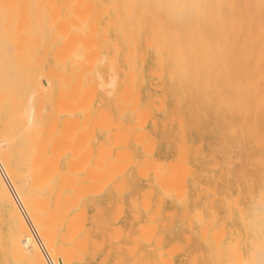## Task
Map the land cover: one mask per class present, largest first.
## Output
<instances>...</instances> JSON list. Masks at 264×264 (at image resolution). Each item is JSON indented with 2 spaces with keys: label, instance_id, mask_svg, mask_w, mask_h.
<instances>
[{
  "label": "rangeland",
  "instance_id": "1",
  "mask_svg": "<svg viewBox=\"0 0 264 264\" xmlns=\"http://www.w3.org/2000/svg\"><path fill=\"white\" fill-rule=\"evenodd\" d=\"M16 1L18 2L19 0ZM16 1L14 0V4ZM21 1L22 0H20V2ZM36 1H38L39 5ZM36 1L30 0L29 5L31 6H29L28 4L26 5L25 2H27V0H24L21 3V5H19L20 2H18L19 4L16 2V6L19 7H16L13 4L12 9L14 8V10L11 9V11H13V17L15 18V19L13 18L14 22L12 27L16 26L14 24L17 22V17L18 18L20 17L18 14L22 13V11L18 9L20 8V6L21 7L27 6L28 9L25 7L27 13L25 10H23L25 11L23 12V14L26 13V16L28 17L26 18L24 17L25 19L21 20V17L23 15L20 14L21 15L20 20L18 19L19 24L15 28V29L18 28L19 29L15 30L14 28H12V34L16 33V35L14 34L15 36L12 35V41L19 42V43L13 42V45L16 44L15 45L16 50H13L15 49L14 47L12 49L13 50L12 52H14V54L12 53L14 55L13 61L9 60V55L11 58L13 56L11 52L10 53L5 52V55L6 53L8 54L6 55L8 57L7 63L6 61L3 60L6 56L2 55L3 52L0 53V63L2 62L0 65L6 66L9 72L12 71V74L14 73L13 75H16V73L18 72L17 73L18 78L17 76H14L18 79L17 80L13 76L10 78V76L12 75L11 73L10 76L9 75L7 76V74L9 73H6L7 72L6 70H5L6 72H4L3 69H1L2 72L4 73L2 75L0 70L1 73L0 80L2 82L0 83V93L4 92L3 96L1 94L0 95L2 96V98L5 97L4 99L0 97V101H1L0 136L5 138V135L8 136L12 135V138L15 137L13 140L14 142L15 140L16 142L18 140L22 141L21 144H19V142L14 143L13 141H11L12 139H10V137H7V139H9L10 142H8L7 139H5L6 143L8 145L11 142L13 143L10 144L11 146L6 145L7 150L5 149L6 147L4 148L3 151L4 155L3 154L2 155L6 156L8 160L4 157L2 158L3 159L2 161H5L6 159L7 161L11 162L14 169L13 172L14 173L16 172L18 174L20 173V175L17 174V176H15L16 173L14 174L15 178L13 180V185H12V187L15 186V188L17 187L16 185H18L17 190L14 188L17 195L18 193L22 194V192L26 194L25 189L26 188L28 189L29 187L28 192H30L31 199H28L27 197V199L22 200L24 199L23 197L24 193L22 195L21 194L18 195L19 200H20L19 198L20 196L21 198L23 197L20 201L22 202V205L23 204L29 205L30 203H33L30 205H35L34 206L35 209L34 208H30V209L37 211V209L40 207L37 212L36 211L34 212L38 214L40 211V213L43 214L44 212L43 210H45L44 212L45 215L44 214H43L44 216L42 215V219H43L42 220L41 217L38 216L39 214L36 216H34L35 214L31 215L33 211L29 209V206L26 208L28 210V213L26 214L30 219V221L31 219H36V222L34 224L33 222H31V224L32 226L34 225L33 229L38 231L37 232L38 237L36 235L33 238V234H31L32 231L31 232L29 231L30 229L27 228V225L19 224V223H23L24 220L22 218L18 219L20 216L22 217L20 213H19L20 216L18 215L19 212L18 209H17L18 212L15 211L16 208L13 210L12 207L10 206L9 201L7 199H4L1 194L0 264H26V263L33 264L35 260H36L35 262L36 264L37 263L40 264L41 260H42L41 264H44L42 258L41 260L36 259L38 257L36 254H34V256L36 255L37 257L36 258L34 257L35 259L33 258L34 259L33 262H30L33 259H30L29 261V258L33 257L30 255H33V253H35V252H31V248L34 249L35 247L36 249L35 251L38 252V255H41L42 253L41 248L42 251L45 246L48 248V243L49 246L52 245L51 252H50V247L49 249L47 248L44 249V250L47 249L46 251L49 250V253H47L46 251L45 252L47 254H52L53 261L58 256L61 255L60 257L63 260V264H140V263L161 264L162 262L163 264H166V261L167 264H258V263L264 264V200H262L264 198H259V197H264V192H262L264 191V46L261 47L260 42L252 37L249 38L248 36H245L243 34H228L222 32L220 29L221 25L219 26V28L218 27L212 29L209 28L208 31L205 33V35L202 37H191V36H183L178 34L177 22H176L177 20L176 4L174 0H89L90 2L88 0L87 1L66 0L67 2L65 0H47V1L36 0ZM85 2L90 3V4L88 3L90 9H92L90 10V12L87 11L88 10L87 8L89 7ZM46 3L47 5H45ZM52 3H55L54 4L55 7L53 6ZM67 3L68 4L72 3V4L68 5ZM131 4L133 5L130 7ZM47 6L50 7L47 8ZM82 9H83V13L85 14L82 13L81 11ZM17 10L20 12L17 13ZM55 10H56L55 15L57 16H53L54 15L53 11L55 12ZM75 10L77 12L76 14L74 13ZM84 10L87 11L89 15L86 14ZM50 11H52L51 15H50ZM47 17L48 18L50 17L49 19L50 21H48ZM76 17L78 18L76 19ZM60 18L62 21L60 20ZM38 19H41L40 20L41 22ZM46 19L48 22L46 21ZM64 20L66 22H64ZM75 20L77 22L71 24V22L72 21L75 22ZM107 20L108 22H106ZM111 20L112 22H110ZM20 22L22 23L21 25ZM57 22H59V24ZM88 22L89 24L91 23L92 24L89 26V24L87 25ZM38 23L41 25L40 27ZM55 23H57L56 26L57 28L55 27L56 25ZM67 23L71 25L68 26ZM226 23H230V24H226L227 28L230 30L238 29L239 27L238 22L235 21L226 22ZM94 25H96L97 27L95 26V28H92L94 27ZM65 27L67 28L64 29ZM40 28L43 32L40 30ZM58 28L61 29L59 30ZM18 32L22 33L23 35L19 34ZM90 33L92 36L90 35ZM79 35L82 36L85 35V37ZM67 36L69 37V39ZM70 36L74 38L72 39ZM24 37L26 40L24 39ZM244 37H246L247 39H245ZM16 38L17 40L15 41ZM19 39L21 40V42ZM76 39H77V43L75 42ZM64 40L65 41L69 40V41L65 43ZM90 40L92 41V45L89 44V42H91ZM94 41L96 42L95 44ZM146 41L147 42L150 41L149 43L150 45H148ZM24 42L26 43V46ZM73 42H75V44ZM27 43L29 46H27ZM71 43H73V49H71L72 48ZM81 43L84 44V46ZM243 43L244 46L242 48ZM35 44L37 45L36 47L34 46ZM62 44H63L62 48L65 47L63 50L62 48L60 49V46H62ZM68 44L70 46L69 48H68ZM31 45H33V47H31ZM38 45H41V47L40 46L38 47ZM43 45L46 48H43L44 47ZM131 47L134 49H132ZM17 48H18V52H16ZM19 48H21V50ZM91 48L93 49V51L92 50L90 51ZM129 48L131 51L134 50L135 53L134 51L132 53L129 50ZM65 49L66 51H64ZM62 51H64L66 54ZM87 51L90 54L86 53ZM29 53L31 54V56L29 55ZM62 54L64 55L63 58H59L60 56H62ZM74 54L75 56L77 54L75 59L73 57ZM91 54L93 55L95 54L93 60L91 58H90L91 60L89 59ZM18 55L20 56V58H18L19 57ZM85 55L87 58L85 57ZM103 55L105 57L104 59L105 61L103 60L102 62L100 61V59L103 57ZM27 56L30 57L29 58L30 60H28ZM15 58L17 61L14 60ZM85 58L87 59L86 61ZM54 59L56 60V62L54 61ZM125 59H127V61H125ZM2 60L7 65H5V63H3ZM81 60H83L84 63L83 66H81L82 65ZM8 62H9V66H11L12 64L16 65L20 63L22 64L23 68L20 65H19L20 67L15 66L16 70H18L17 72L15 70L16 72L15 73L13 70L14 66L12 65L11 67H13V69H11V67L8 66ZM77 62L78 64H75ZM89 64H91V66ZM85 65L86 66L89 65L90 67H85ZM75 66L77 67L75 68ZM6 67L4 68L6 69ZM8 67L11 69V71ZM81 68L82 69L84 68L83 69L84 72L82 71ZM60 69H62V71H60ZM110 69L111 71H114V73L117 74V85L113 93L111 95H108L107 93H105L103 88L101 89L100 87H98L99 80L97 78L98 76L96 75V73L99 72V74H102L103 78L106 79V77L108 76L107 74L111 72ZM24 71L25 74H23ZM46 71L49 74H47ZM131 71L134 72L132 74L130 73L132 76L129 74V72ZM89 73L90 75H88ZM5 74L10 79L14 78L12 79L13 81L12 85L9 84V82L11 83L10 79L8 80L6 76L5 77L9 82H7V80L5 79L4 77ZM38 74H41V77H44L46 80L49 81L47 88L41 87L43 89L42 91L39 85H37L39 78ZM42 74L43 75L47 74V76L46 75L42 76ZM57 74L58 76H56ZM67 74H69L68 77L65 76ZM2 76L4 79L2 78ZM27 77L29 79H27ZM31 77H33V80H31ZM129 77L132 80H130ZM25 78L29 80L30 83L25 82L24 85V81L26 80ZM21 79L23 80V82ZM62 79L64 83L62 82ZM5 81L9 84L8 85L9 87L7 86V83ZM76 81L79 82L76 84ZM86 81L88 82V84ZM18 82L20 84L18 86H20L21 88L17 86ZM20 82L23 84L22 86L24 87L28 86L30 89L33 88V90L24 87L22 88ZM61 82L63 83V85ZM58 83H60V86ZM130 83H132L133 85L131 84L130 86L129 85ZM2 86L5 89L4 88L2 89L1 88ZM92 86H94V88ZM6 87L9 88L10 93L8 92ZM11 88L14 89L13 91L15 92H13ZM68 88L70 90H68ZM83 90H84V96H83ZM93 90H95V93ZM74 91L75 93L77 92L79 93L74 94ZM88 91L89 92L92 91V93H89ZM30 92L31 95H33L34 93L33 96L34 98H31ZM69 93H71V96L69 95ZM127 93L130 99L127 96H125V94L127 95ZM92 94L94 95V97ZM120 95H122V97ZM82 96L84 98L86 97L85 98L86 101L85 99L82 101L83 99ZM123 96H124L123 99L124 101L121 100ZM119 97H121V99ZM125 98H128L129 101L126 102L127 100L125 101ZM134 98L136 100H134ZM10 99H12V101ZM31 99H33L34 101ZM39 99L41 101H39ZM4 100L6 102L3 104ZM104 100H112V102H110L109 105H111L113 110L116 112L115 119H113L112 114L107 112L106 110L96 109V106L105 104ZM140 100H145V101H140ZM167 100H170V103H167ZM39 102L41 105L39 104ZM28 103L30 106L33 107V110H31V114L35 116L33 118L30 117L31 119H33V124H35L36 126L34 127V125H31V127L33 128L25 126L26 125L25 121L29 122V120L26 118L27 116L24 117V114L22 113V111H24L23 108H26L27 106L26 110L28 111L26 114L28 116L29 115L31 116V114L29 113L31 108L28 109V105H27ZM77 103L78 105L74 106ZM122 103L125 104V107L124 106L121 107L123 105ZM131 103H133L132 106H134L135 108H132V106H130ZM55 105L57 106L55 107ZM58 105L60 107L62 106L63 107L60 108ZM66 105L68 106L66 107ZM81 106L82 108H80ZM40 107H43L44 110L43 108ZM156 107L158 108V110ZM10 108L12 110H10ZM36 108L40 109L39 112L37 109L36 111L37 113L35 112ZM54 108L56 109L54 110ZM122 108L123 109L126 108V109L123 111ZM15 109L17 110L14 112ZM8 110L12 111L10 115H9L10 111ZM120 111H122L121 112L122 114H118ZM153 111H155L156 113H160L164 117L163 120L161 121L153 120L154 122H152L154 130H158V129L161 130V134H162L161 142L165 143L166 145H169L170 138L168 132L171 126L172 128L175 127V133L173 134L172 137L174 143V149H173L174 156H173V160L172 161L169 160L167 163L160 162L153 157V153L156 147V140L155 139L149 140L148 133L145 130V126L148 120L151 118ZM84 112H86V115ZM99 112L105 115L101 116L100 115L101 113ZM20 113L23 116H21ZM34 113L36 114L41 113V115L39 114L36 115ZM144 113L147 114L148 116L145 115ZM108 114L110 115L109 117H111L112 120L111 124L109 123V121L111 120L107 119ZM12 115H14V117ZM40 116H41V120H40ZM54 116L55 118L53 119ZM22 117L23 119L26 118L27 120L24 119L25 121L24 120L21 121ZM75 117L77 118V120ZM125 117L128 118V122L124 120ZM8 118L9 121H7ZM68 118L70 119L68 120ZM104 118H106V121L109 120L107 122H104L107 123V126L106 124H102ZM140 118L142 120H140ZM82 119L84 120L83 123L81 122ZM179 119L181 120V124ZM63 120L64 122H66V124L63 123ZM66 120H68L69 124L67 123ZM92 120L96 122L92 124L93 123ZM97 120L99 121L101 120L100 123L102 125H100L99 121ZM139 120L141 122H138ZM136 121L140 124H142L143 122L144 124L142 126L140 124L138 125ZM22 122L24 123L23 125L25 126V128L27 127L26 130L24 129L25 133L22 130L24 128V126L23 128L21 126ZM11 123L14 124V126L16 124L15 129L14 126L11 127L12 125ZM71 123L73 125L78 123L77 127L76 125H74L77 128V129L75 128L76 130H74V133L72 132L74 126ZM120 123L122 125V126L120 125L121 127H119ZM28 124L30 126L31 123L29 122ZM114 124L118 126L115 127ZM6 125H9L12 129ZM48 125L56 128L55 129L50 128L51 130L49 131V133L45 132L47 128L49 130L50 126L48 127ZM64 125L66 126V128ZM126 126H129L130 128L134 126V128L131 131L130 128L129 127L127 128ZM37 127H39L40 130ZM88 127H92L94 131L91 130L92 128L87 129ZM125 127H126V132H124ZM28 128L33 131L28 130ZM34 128L38 129L37 132L36 129ZM41 128L44 129L42 130ZM6 129H8L10 132H7ZM12 130L14 132L13 133L14 136L12 134ZM28 131L29 132L31 131V133H28ZM68 131H70L71 133L69 132L70 134H68ZM138 131H141L142 134L143 131H145L144 132L145 134H143L144 137L141 136L140 138L136 134L138 133ZM128 132L129 133L132 132V133L130 134V137H128V139L125 140L128 136L127 135ZM19 133L29 134V136L26 135L28 141L27 143H26L25 135L23 137L24 138L23 140V138H21L22 136H19L20 135ZM33 133L35 135L34 137H33ZM46 133H48V135ZM83 133L86 134L89 133L88 134L89 137H87L88 135L86 136V134ZM119 133H126V134H119ZM38 134L41 136L42 140H44L43 142H45V144L41 143L42 146L44 145L43 147H41L42 150L38 148L39 145L38 143L42 141L40 136H38ZM67 134L69 135V137ZM97 134L100 135L104 134V136L99 139L97 137ZM46 135L48 136L46 137L48 141H45ZM64 135H66V137ZM76 135L78 136V138ZM114 135H116L117 138L118 136L121 137L119 144L116 140L114 141V144H111L113 141V137H115ZM31 138H33L34 141H31L33 140ZM123 139L125 140L124 143L122 142ZM138 139L142 141H139ZM60 140H63V142L62 141L60 142ZM147 142L152 144L150 145L151 148H149L150 152L143 151V149L149 147L148 146L149 144H147ZM26 144L29 145L28 148L26 149L29 148L31 149V147H33L31 151L35 152L34 156L36 153H38V156L36 155L38 158V159L36 158L38 164L34 163L35 161L33 160L34 156H30L33 154L31 153L28 154V152H26V151H30V150H25V148L23 147ZM13 145L15 146L17 145V147ZM102 145L104 146V149H107V147L109 149L104 150ZM130 145H132L134 149L140 147L141 152L143 154L141 159L133 158L132 151L129 150ZM180 145L183 148V149L181 148L182 151L181 149L180 150L178 149ZM18 146L21 147L19 153L20 152L23 153V149H24L25 150L24 153L26 152V155H29L28 156L29 160L26 161L28 157L25 160L24 157L22 158V156L26 157L25 154L19 156L18 150L16 149L15 151V148L20 149V147ZM73 147H77L78 150L77 148H73ZM97 148L99 150H104V155L102 153L103 151H101L102 157H99L100 156L99 154L100 152L98 153L99 150L96 152ZM8 149H10V151ZM39 149L40 151H38ZM6 151L8 152L7 154L5 153ZM105 151L107 152L109 151V155H105L106 154ZM87 152L89 155L87 154ZM39 153L42 155L40 156ZM11 154H13L12 156L14 158L11 156ZM123 154L126 156L125 159H123L125 157ZM127 155H130L128 157H131V159H128ZM81 156L85 157V159L83 164L80 165L81 163L80 160L83 159ZM120 156H122V158ZM177 156H180L179 160L181 162L177 160L178 158ZM19 157L20 160L23 159L24 163L22 162V164L24 166L20 164L21 161L18 162L19 160L16 159ZM47 157L49 158V160L47 159ZM80 157L82 159H80ZM72 158L75 161L72 160ZM96 158L98 161L101 159L102 162L101 161L97 162ZM30 160H33L30 162V164L33 163L35 171L33 169H29L28 161ZM50 160L53 162L51 163ZM145 161H147V164L149 161L148 166L146 165ZM16 162L18 164H15ZM48 162H50L51 164L50 165L46 164ZM109 162H112L113 164H110ZM151 162L152 164L154 163L152 167L150 166ZM25 163H27L28 165L26 166ZM106 163H108V165L105 166ZM175 163L178 166L180 165V169H178L177 167L176 168L181 172L182 171L184 172L181 173L180 171H177V169L175 168L176 165H174ZM39 164L40 166L43 167L40 166L38 167ZM45 164L47 165V167L49 166L50 168L48 167L49 169L47 170L48 172L46 174L45 171L44 174L40 173L41 175H45L44 179H46L43 180L42 178L41 180H43L44 182L43 181L40 182L41 177L37 178L39 175L35 176V175H31V173L38 174L39 171L42 172L44 170L43 168L47 169ZM101 164L102 166H100ZM35 165L37 167H35ZM113 165L115 166L117 165L118 169L120 170L118 169L114 170L115 166ZM159 165H161L162 168ZM110 166L111 167L113 166L112 167L113 169ZM145 166H147L146 167L147 169L145 168ZM149 166L151 167V169ZM172 166H174V169H176V171L173 170ZM154 167H156L155 171L157 172L155 173L158 176L157 175L155 176L154 171H152ZM143 168H145L146 171ZM182 168L185 169L182 170ZM139 169L141 172L139 171ZM100 170L101 171L104 170V171H102L101 173ZM109 170L111 172L114 170V172L110 173L112 176H109L110 174L104 175L106 181L105 179L100 178L101 175L103 176V173L106 174L108 173ZM25 171H27L26 172L27 175ZM115 171L117 172L115 173ZM63 172H65V176H67L66 172L71 176L68 175L69 177L67 176L65 180L64 178H62L64 177V175L61 174ZM23 174H24V179H23ZM165 175H166L165 178L168 177L167 179L164 178ZM170 175L171 177H169ZM33 176L37 178L36 181H39L41 185H38L36 183L35 181L36 178ZM85 176L89 180H87ZM71 177H73L75 181L72 180ZM179 177L182 178L180 179ZM20 178H22L23 181ZM27 178L29 183H31L30 184L31 186L29 184H26L28 182L26 183L24 182V180L27 181ZM61 178L63 179V181L64 180L65 181L63 182ZM97 178L101 180L97 181ZM29 179H33V182H30L31 180ZM171 179L174 181H172ZM100 181H102L103 183ZM92 182L94 184H98L99 186L92 185ZM19 183H22L21 188H24L25 186L23 190L19 188L20 186ZM121 184H124L122 185L123 187L121 186ZM50 185H51L50 188L51 190L48 188V186ZM83 185H85L84 189L87 186L86 188L87 190L81 189ZM76 186L79 187L81 186L79 188L80 191L79 193L81 194L80 197L77 196V194L79 193H77L78 189L77 190L75 189ZM120 188L121 191L119 192ZM37 189L38 190L40 189L39 190L40 192L37 191ZM58 189H60L61 200L57 197V199H59L58 200L59 203L56 200L57 209H53L56 203L54 202V200L56 199L55 196H57L55 194L57 191H58L57 193H59ZM35 190L36 192H34V194L36 196L39 195L37 194V192H39L41 194L39 195L40 198L43 196L48 197V198L45 197L48 200V203L46 202L44 203L46 205L42 204L43 206H40L41 203L39 204V201L41 199L31 194ZM149 190L151 192H149ZM17 191L19 192L17 193ZM28 192L26 196L27 195L30 196ZM64 194L69 195L70 198L74 199V201L71 199V201H73L72 202L73 205L67 204L68 206H66L65 208L62 207L65 209L63 212L62 208H61L62 211L59 208L61 206H65L64 204H66L64 203L66 199V198L64 199V197L67 196L63 197ZM72 194L76 195L78 198L77 197L74 198ZM34 197L39 198L40 200L36 201V198ZM33 198L35 200L34 202H31L33 201ZM68 199L69 198H67L66 200ZM28 200L31 201L29 202ZM142 200H144L145 202L143 201L144 202L143 203ZM35 201L38 204H35ZM146 203H148L147 205L148 207L144 206V204ZM117 205H121V206H117ZM36 206H38L37 209ZM42 207H44V209H41ZM116 207L117 209H119L120 213L117 211ZM29 210L31 211L30 213ZM53 210L54 211L56 210L57 213V217H56L57 219L55 218L56 219L55 222L54 220L53 221L51 220L50 222L47 221V222L39 223V220L45 221L44 220V218L46 219L45 216H48L46 214L51 213V215H53L54 212L53 213L49 212ZM58 211H61L65 214L63 213L60 214V212ZM75 212H77L78 215L81 214L83 218V224H82L81 216L77 217L78 215L76 216ZM117 212L119 213V215L120 214L121 215L118 216ZM59 215L60 216L62 215V217H60ZM150 216H152V218ZM75 217H77L78 220H76ZM19 220L23 222L18 223ZM48 222L50 229L49 231L51 232L52 235L49 234L50 232H48L47 230ZM52 222H54V224H52ZM71 222L75 223L72 224L74 227L70 224ZM149 224H151V226ZM18 225H22V227L26 225L27 230H25L26 229L25 227L24 230L29 231L30 233L28 232L25 233L23 229L21 231V228L18 230L19 227ZM45 225L46 228H44ZM69 225L70 228H68ZM75 225L78 227L80 225V227L81 226L82 227L78 229V227H76ZM147 226L151 228L154 227L153 230L154 233L152 231L149 234L151 228ZM35 227L37 229H35ZM43 228L46 234L43 233L42 231ZM145 228L147 230H145ZM113 230L115 231L117 230V232L121 236H119L117 232H116L117 235H114L115 231ZM15 231L17 234H15ZM19 231H21V233ZM36 231L33 233L36 234ZM145 231L148 232L149 235L148 239L145 238L146 236ZM22 232L25 233L24 236L21 235L23 234ZM60 233H64L66 234V236L68 235L70 236L66 238L67 239V241L65 240L66 242L62 240L65 239L64 237L65 235L63 236L64 238L60 239V237H62L60 236ZM67 233L69 234L67 235ZM44 234L45 235L48 234L47 236L51 235V237L49 236L50 239L47 237V239H49L47 240ZM142 235L145 236L143 237ZM25 237L28 238L27 240L30 239L29 241L30 243L27 241L25 242L24 240ZM142 237L145 239H143ZM84 238L86 242L85 240L83 241ZM18 239H20V242ZM79 239L82 241L81 243L82 245L80 244ZM10 240L11 242L13 241L15 242L11 243L9 242ZM50 240H53L51 241L52 244L49 242ZM40 241L41 243L43 242L42 243L43 245L39 243L41 247L37 246L39 245L37 243ZM44 242H46L47 245L44 246ZM133 242H136V246H134L135 243ZM28 243L30 245L34 244V246L30 247V245L28 246ZM11 244L12 246H10ZM78 244L81 245V247ZM58 245H62L66 247L70 245L74 253H71L72 251H70V254H68L69 258L66 259L67 255L65 256V258L62 256L61 249L59 248ZM77 245L80 248H76L78 247ZM93 245L95 248H99V249L95 250ZM171 245L174 246V248L175 247L177 248L176 250L173 249L174 252L171 250L173 248ZM25 246L27 249H24ZM21 247H23L22 248V250L24 249L23 251L20 249ZM132 247L134 250L133 249L130 250V248ZM56 248L60 250L59 253L56 252ZM82 248H84L86 251H84V249ZM169 249H170L169 252H172L171 253L172 255L168 254L169 252L167 253V250ZM179 249L181 250L179 251ZM12 251H14L15 255H12L11 253ZM66 252L64 251L63 254ZM160 252L161 255H159ZM56 253L58 256L55 255ZM26 260H28V262H26ZM116 260L117 262H115ZM168 261H170V263H168ZM54 264H57L56 261H54Z\"/></svg>",
  "mask_w": 264,
  "mask_h": 264
},
{
  "label": "bare ground",
  "instance_id": "2",
  "mask_svg": "<svg viewBox=\"0 0 264 264\" xmlns=\"http://www.w3.org/2000/svg\"><path fill=\"white\" fill-rule=\"evenodd\" d=\"M15 1H16V0H15ZM23 1H24V0H22V1L20 2V0H19L18 2H20V4H19L17 1H16V2H17L19 5H21V3H22ZM29 1H30V0H27V2H25L26 5H27V4L29 5ZM35 1H36V0H35ZM40 1H41V0H40ZM40 1H39V2H40ZM46 1H47V0H46ZM65 1H66V0H65ZM72 1H73V0H72ZM76 1H77V0H76ZM86 1H87V0H86ZM88 1H89V0H88ZM174 1H175V4H176V13H177V20H176V22H177V33H178V34L183 35V36L202 37V36L205 35V33L208 31L209 28H210V29H212V28H217V27L219 28V26L221 25L220 29H221L222 32H225V33H228V34H243V35H245V36H248L249 38L252 37V38H254V39H257V40L260 42L261 47L264 46V0H174ZM16 2H15V4H14V0H0V53L3 52L2 55H5V52H7V53H10V52H11V54H12V53L14 54V52H12V51H13V50H16V48H15V47H16V46H15L16 44L13 45V42H14V41H12V35H14V34L16 35V33L12 34V28L15 29V28L17 27V25L19 24L18 22H19V20H20L21 15H23V16L21 17V20H22V19H25L26 17H28V16H26L27 11H26V9H25V7L27 8V6H24V7H23V6H22V7L20 6V8H18V9H19L20 11H22V13H20L21 15L18 14L20 17H19V18L17 17V22H16L17 24L15 23L14 25H16V26H15V27H12L15 18L13 17V11H11V9H12V7H13V4L16 6ZM36 2L38 3V1H36ZM54 2H55V1H54ZM66 2H67V1H66ZM69 2H70V1H69ZM89 2H90V1H89ZM89 2H88V3H89ZM131 2H132V1H131ZM34 3H35V2H34ZM80 3H81V2H80ZM85 3H86V2H85ZM88 3H86V4H87L88 7H89V4H90V3H89V4H88ZM166 3H167V2H166ZM171 3H172V2H171ZM52 4H53V6H54L55 3H52ZM67 4H68V3H67ZM70 4H72V3H70ZM70 4H68V5H70ZM82 4H83V3H82ZM22 5H23V4H22ZM24 5H25V4H24ZM38 5H39V3H38ZM45 5H47V3H46ZM48 5H49V4H48ZM58 5H59V4H58ZM115 5H117V4H115ZM132 5H133V4H131L130 7H131ZM29 6H31V5H29ZM29 6H28V7H29ZM77 6H78V5H77ZM90 6H91V5H90ZM108 6H109V5H108ZM172 6H173V5H172ZM16 7H19V6H16ZM40 7H41V6H40ZM49 7H50V6H47V8H49ZM54 7H55V6H54ZM56 7H57V6H56ZM73 7H74V6H73ZM86 7H87V6H86ZM86 7H85V8H86ZM23 8H24V9H23ZM71 8H72V6H71ZM104 8H106V7H104ZM132 8H133V7H132ZM21 9H22V10H21ZM27 9H28V8H27ZM35 9H36V8H35ZM37 9H38V7H37ZM44 9H45V8H44ZM60 9H61V8H60ZM60 9H59V10H60ZM79 9H80V8H79ZM87 9H88V10H87ZM87 9H86V10H87L88 12H90V10H92V9H90V7L87 8ZM12 10H14V8H13ZM23 10H25L26 13L23 14V12H25V11H23ZM39 10H40V9H39ZM50 10H51V9H50ZM59 10H58V11H59ZM105 10H107V9H105ZM20 11L17 10V13H19ZM33 11H34V10H33ZM35 11H36V10H35ZM41 11H42V9H41ZM44 11H45V10H44ZM58 11H57V12H58ZM79 11H80V10H79ZM81 11H82V13H83V9H82ZM84 11H85V10H84ZM87 11H85L86 14H88ZM99 11H100V10H99ZM45 12H46V11H45ZM43 13H44V12H43ZM63 13H64V12H63ZM68 13H69V12H68ZM72 13H73V11H72ZM72 13H71V14H72ZM74 13H75V14L77 13L76 10L74 11ZM100 13H101V12H100ZM14 14H15V12H14ZM38 14H40V13H38ZM44 14H45V13H44ZM51 14H52V11H50V15H51ZM53 14H54L53 16H57V15H55V14H56V10H55V12L53 11ZM65 14H67V13H65ZM79 14H80V13H79ZM83 14H85V13H83ZM129 14H131V13H129ZM35 15H37V14H35ZM42 15H43V14H42ZM42 15H41V16H42ZM69 15H70V14H69ZM88 15H89V14H88ZM48 16H49V15H48ZM67 16H68V15H67ZM71 16H72V15H71ZM24 17H25V18H24ZM36 17H37V16H36ZM36 17H34V18H36ZM62 17H63V16H62ZM72 17H73V16H72ZM74 17H75V16H74ZM84 17H85V16H84ZM94 17H96V16H94ZM117 17H118V15H117ZM13 18H14V19H13ZM38 18H39V17H38ZM40 18H41V17H40ZM53 18H54V17H53ZM66 18H67V17H66ZM77 18H78V17H76V19H77ZM18 19H19V20H18ZM47 19H48V21H50V20H49L50 17H49V18L47 17ZM47 19H46V21H47ZM72 19H73V18H72ZM74 19H75V18H74ZM90 19H91V18H90ZM109 19H110V18H109ZM38 20L40 21L41 19H38ZM54 20H55V19H54ZM60 20H61V18H60ZM65 20H66V19H65ZM65 20H64V22H66ZM79 20H80V19H79ZM33 21H34V20H33ZM48 21H47V22H48ZM61 21H62V20H61ZM68 21H69V19H68ZM68 21H67V22H68ZM233 21L238 22L239 27H238V29L230 30V29H228L227 26H226V24H230V23H226V22H233ZM21 22H24V21H21ZM21 22H20V25L22 24ZM27 22H28V21H27ZM34 22H35V21H34ZM40 22H41V21H40ZM40 22H39V23H40ZM47 22H46V23H47ZM51 22H52V21H51ZM53 22H54V21H53ZM76 22H77L76 20H75V22L72 21L71 24L76 23ZM79 22H80V21H79ZM81 22H83V21H81ZM90 22H91V21H90ZM106 22H108V20H107ZM110 22H112V20H111ZM36 23H37V20H36ZM36 23H35V24H36ZM39 23H38V24H39ZM46 23H45V24H46ZM57 23L59 24V22H57ZM57 23H55L56 25L54 24L55 27L57 26ZM60 23H61V22H60ZM84 23H85V22H84ZM93 23H94V22H93ZM222 23H223V24H222ZM23 24H24V23H23ZM31 24H33V23H31ZM47 24H48V23H47ZM71 24H68V23H67L68 26H70ZM82 24H83V23H82ZM88 24H89V22L87 23V25H88ZM91 24H92V23H91ZM91 24H89V26H90ZM24 25H25V24H24ZM48 25H49V24H48ZM74 25H75V24H74ZM80 25H81V24H80ZM223 25H224V26H223ZM40 26H41V25L39 24V27H40ZM46 26H47V25H46ZM77 26H78V25H77ZM95 26H96V25H94V27H92V26H91V27H92V28H95ZM21 27H22V26H21ZM29 27H30V26H29ZM35 27H36V26H35ZM35 27H34V28H35ZM50 27H51V26H50ZM55 27H54V28H55ZM62 27H63V26H62ZM62 27H61V28H62ZM81 27H82V26H81ZM96 27H97V26H96ZM26 28H27V27H26ZM47 28H48V27H47ZM56 28H57V27H56ZM61 28H58V29L60 30ZM66 28H67V27H65L64 29H66ZM18 29H19V28H18ZM18 29H15V30H18ZM38 29H39V28H38ZM48 29H49V28H48ZM50 29H51V28H50ZM40 30H41V28H40ZM90 30H93V29H90ZM13 31H14V30H13ZM23 31H25V30H23ZM34 31H35V30H34ZM34 31H33V32H34ZM41 31H42V30H41ZM55 31H56V30H55ZM55 31H54V33H55ZM62 31H63V30H62ZM76 31H77V30H76ZM76 31H75V32H76ZM78 31H80V30H78ZM94 31H95V30H94ZM94 31H93V32H94ZM15 32H16V31H15ZM42 32H43V31H42ZM42 32H41V33H42ZM71 32H72V31H71ZM87 32H90V31H87ZM210 32H211V31H210ZM18 33H19V34H22V33H20V32H18ZM28 33H29V32H28ZM81 33H82V32H81ZM81 33H80V34H81ZM220 33H221V32H220ZM30 34H31V33H30ZM60 34H61V33H60ZM83 34H84V33H83ZM15 35H14V36H15ZM22 35H23V34H22ZM42 35H43V34H42ZM47 35H48V34H47ZM51 35H52V33H51ZM51 35H50V36H51ZM72 35H73V34H72ZM88 35H89V34H88ZM90 35H91V33H90ZM150 35H151V34H150ZM14 36H13V37H14ZM59 36H60V35H59ZM79 36H82V35H79ZM91 36H92V35H91ZM35 37H36V36H35ZM40 37H41V35H40ZM40 37H39V38H40ZM55 37H56V35H55ZM67 37H68V36H67ZM70 37H71V36H70ZM82 37H85V35L82 36ZM146 37H147V36H146ZM17 38H18V36H17ZM17 38L15 39V41L17 40ZM20 38H21V37H20ZM71 38H72V37H71ZM73 38H74V37H73ZM73 38H72V39H73ZM76 38H77V37H76ZM80 38H81V37H80ZM90 38H91V37H90ZM90 38H89V39H90ZM92 38H93V37H92ZM244 38L247 39L246 37H244ZM24 39H25V37H24ZM31 39H33V38H31ZM51 39H52V38H51ZM51 39H50V40H51ZM54 39H55V38H54ZM68 39H69V37H68ZM77 39H78V38H77ZM77 39H76V41H75L76 43H77ZM85 39H86V38H85ZM89 39H88V40H89ZM124 39H125V38H124ZM19 40H20V39H19ZM22 40H23V39H22ZM25 40H26V39H25ZM25 40H24V41H25ZM34 40H35V39H34ZM36 40H37V39H36ZM38 40H39V39H38ZM92 40H94V39H92ZM27 41H28V40H27ZM41 41H42V40H41ZM41 41H39V42H41ZM64 41H65V40H64ZM68 41H69V40H68ZM68 41H65V43L68 42ZM80 41H82V40H80ZM90 41H91V40H90ZM20 42H21V40H20ZM25 42H26V41H25ZM25 42H24V43H25ZM30 42H31V41H30ZM52 42H53V41H52ZM62 42H63V41H62ZM75 42H73V43L75 44ZM86 42H87V41H86ZM243 42H245V41H243ZM14 43H19V42L16 41V42H14ZM22 43H23V42H22ZM73 43H71V45H72V48H71V49H73ZM87 43H88V42H87ZM87 43H86V44H87ZM95 43H96V42L94 41V44H95ZM146 43H147L148 45H150V44H149L150 41H149V42L146 41ZM45 44H46V43H45ZM69 44H70V43H69ZM69 44H68V48L70 47ZM81 44H82V43H81ZM89 44L92 45V41L89 42ZM115 44H116V43H115ZM65 45H66V44H65ZM82 45L84 46V44H82ZM25 46H26V43H25ZM27 46H29L28 43H27ZM34 46L36 47L37 45L35 44ZM39 46L41 47V45H38V47H39ZM43 46H44V45H43ZM219 46H220V45H219ZM243 46H244V43H243V45H242V48H243ZM13 47H14L15 49H13ZM18 47H19V46H18ZM22 47H24V46H22ZM31 47H33V45H31ZM31 47H30V48H31ZM35 47H34V48H35ZM38 47H37V48H38ZM56 47H57V45H56ZM62 47H63V44H62V46H60V49H61ZM79 47H81V46H79ZM128 47H129V46H128ZM43 48H46V47L44 46ZM64 48H65V47H64ZM64 48H62V50H63ZM131 48H132V47H131ZM12 49H13V50H12ZM19 49L21 50V48H19ZM25 49H26V48H25ZM116 49H117V47H116ZM132 49H134V48H132ZM155 49H156V48H155ZM31 50H33V49H31ZM78 50H79V49H78ZM91 50L93 51L92 48L90 49V51H91ZM129 50H130V48H129ZM46 51H47V50H46ZM46 51H45V53H46ZM60 51H61V50H60ZM64 51H66V49H65ZM64 51H62V52H64ZM85 51H86V50H85ZM85 51H84V53H85ZM94 51H95V50H94ZM130 51H131V50H130ZM133 51H134V50H133ZM133 51H131V52L133 53ZM175 51H176V50H175ZM16 52H18V48H17V51H16ZM19 52H20V51H19ZM68 52H69V51H68ZM68 52H67V53H68ZM77 52H78V51H77ZM7 53H6V55H8ZM45 53H44V54H45ZM64 53H65V52H64ZM86 53L90 54L88 51H87ZM92 53H93V52H92ZM134 53H135V51H134ZM241 53H242V50H241ZM244 53H245V52H244ZM13 54H12V55H13ZM18 54H19V53H18ZM25 54H26V53H25ZM58 54H59V51H58ZM65 54H66V53H65ZM129 54H131V53H129ZM6 55H5V56H6ZM29 55L31 56L30 53H29ZM42 55H43V54H42ZM45 55H46V54H45ZM60 55H61V54H60ZM60 55H59V56H60ZM94 55H95V54H94ZM94 55L91 54L90 57H89V59L91 58V59L93 60ZM176 55H177V54H176ZM5 56H4V57H5ZM18 56H19V55H18ZM18 56H17V57H18ZM59 56H58V57H59ZM63 56H64V55L62 54V56H60L59 58H63ZM71 56H73V55H71ZM76 56H77V54H76ZM76 56H75V54H74V56H73L74 59L76 58ZM80 56H81V55H80ZM91 56H92V57H91ZM4 57H3V58H4ZM13 57H14V55L12 56V58H11L10 55H9V60L13 61ZM15 57H16V56H15ZM27 57H28V56H27ZM55 57H56V56H55ZM85 57H86V55H85ZM95 57H96V56H95ZM133 57H134V54H133ZM7 58H8V57L6 56V57L3 59L4 61H6V63H7V61H8ZM10 58H11V59H10ZM18 58H20V56H19ZM23 58H24V57H23ZM29 58H30V57H28V60H30ZM59 58H58V59H59ZM77 58H79V57H77ZM80 58H81V57H80ZM86 58H87V57H86ZM86 58H85V61L87 60ZM125 58H126V57H125ZM33 59H34V58H33ZM40 59H41V58H40ZM55 59H56V58H55ZM55 59H54V61L56 62ZM69 59H70V58H69ZM72 59H73V58H72ZM91 59H90V60H91ZM104 59H105V57H104V55H103V57L100 59V61L103 62ZM132 59H133V58H132ZM179 59H180V57H179ZM3 60H2V61H3ZM14 60L17 61L16 58H15ZM28 60H27V62H28ZM35 60H36V59H35ZM37 60H38V59H37ZM90 60H89V61H90ZM4 61H3V63H5ZM15 61H14V63H15ZM18 61H19V59H18ZM43 61H44V60H43ZM104 61H105V60H104ZM125 61H127V59H125ZM25 62H26V60H25ZM25 62H24V64H25ZM36 62H37V61H36ZM60 62H61V61H60ZM97 62H98V61H97ZM102 62H101V63H102ZM1 63H2V62H1ZM1 63H0V64H1ZM6 63H5V65H7ZM10 63H11V62H10ZM17 63H18V62H17ZM81 63H82V65H81V64H80V65L83 66V65H84L83 60H81ZM85 63H86V62H85ZM88 63H89V62H88ZM91 63H92V61H91ZM11 64H12V63H11ZM38 64H39V63H38ZM75 64H78V62L75 63ZM105 64H106V63H105ZM133 64H134V62H133ZM12 65H13V64H12ZM12 65H11V66H12ZM19 65L22 67V64H20V63H19V64H16V65L14 64V65H13V66H14V69H13V67L9 66V62H8V66L11 67V69H13L14 72H15V70H16L15 66L20 67ZM29 65H30V64H29ZM34 65H35V64H34ZM42 65H43V64H42ZM56 65H57V64H56ZM63 65H64V64H63ZM86 65H87V64H86ZM86 65H85V67H90V66H91V64H89L90 66H89V65L86 66ZM228 65H229V64H228ZM24 66H25V65H24ZM1 67H3V68H1ZM4 67H6V66H3V65L1 66V65H0V70L3 69L4 72L7 71L6 73H9V74H7V76H8V75L10 76V75L12 74L11 69L8 67V68L10 69V71H11V72H9V70H7V67H6V69H5ZM26 67H27V66H26ZM53 67H54V66H53ZM76 67H77V66H75V68H76ZM22 68H23V67H22ZM41 68H42V67H41ZM18 69H19V68H18ZM24 69H25V67H24ZM81 69H82V68H81ZM81 69H80V70H81ZM83 69H84V68H83ZM83 69H82V71L84 72ZM89 69H90V68H89ZM181 69H182V68H181ZM5 70H6V71H5ZM49 70H50V69H49ZM58 70H59V69H58ZM17 71H18V70H16V72H17ZM40 71H41V70H40ZM47 71H48V70H47ZM47 71H46V73H47ZM51 71H52V69H51ZM53 71H54V69H53ZM60 71H62V69H60ZM82 71H81V72H82ZM110 71H111V69H110ZM16 72H15V73H16ZM34 72H36V71H34ZM42 72H43V71H42ZM57 72H59V71H57ZM83 72H82V73H83ZM137 72H138V71H137ZM1 73H2V75L4 74V73L2 72V70H1ZM1 73H0V74H1ZM10 73H11V74H10ZM17 73H18V72H17ZM17 73H16V75H13V74H14V73H13V74L10 76V78H11L12 76H13V77H14V76H17ZM60 73H61V72H60ZM108 73H109V72H108ZM130 73L132 74V73H134V72L131 71V72H129V74H130ZM153 73H154V72H153ZM23 74H25V71L23 72ZM43 74H44V73H43ZM43 74H42V76H45V75L47 76V74H49V73H47V74H45V75H43ZM50 74H51V73H50ZM54 74H55V72H54ZM62 74H63V72H62ZM69 74H70V73H69ZM69 74H67V75H65V76L68 77ZM75 74H76V73H75ZM78 74H79V73H78ZM131 74H130V75H131ZM156 74H157V73H156ZM33 75H34V74H33ZM39 75H40V76H39ZM79 75H80V74H79ZM79 75H78V77H79ZM88 75H90V73H89ZM88 75H87V76H88ZM96 75L98 76L97 78H98V80H99V82H98L99 86H98V87H100L101 89L103 88L104 91H105V93H107L108 95H111V94L113 93V91L115 90L116 85H117V74L114 73V71H111L109 74H107L108 76L106 77V79L103 78V75H102V74H99V72L96 73ZM127 75H128V74H127ZM130 75H129V76H130ZM5 76H6V74L4 75V77H5ZM7 76H6V77H7ZM25 76H26V75H25ZM25 76H24V77H25ZM29 76H30V75H29ZM52 76H53V75H52ZM56 76H58V74H57ZM80 76H81V75H80ZM131 76H132V75H131ZM6 77H5V79H6ZM33 77H34V76H33ZM33 77H31V80H33ZM38 77H39V78H38V84H37V85H39L40 88H41V87H42V88H47V87H48V84H49V83H48L49 81L46 80L44 77H41V74H38ZM60 77H61V76H60ZM0 78H1V77H0ZM2 78H3V76H2ZM10 78L7 77L8 80H9ZM14 78H16V77H14ZM14 78H12V79H14ZM17 78H18V76H17ZM17 78H16V79H17ZM89 78H90V77H89ZM89 78H88V79H89ZM129 78H130V77H129ZM3 79H4V78H3ZM7 79H6V80H7ZM12 79H10L11 83L7 80V82H9L10 85L13 84V83H12V82H13ZM16 79H15V82H16ZM25 79H26V78H25ZM25 79H24V80H25ZM27 79H29V78L27 77ZM27 79H26V80H27ZM47 79H48V78H47ZM58 79H59V78H58ZM63 79H64V78H63ZM63 79H62V82H63ZM75 79H76V78H75ZM17 80H18V79H17ZM21 80H22V79H21ZM26 80L24 81V85H25V82H29V83H30L29 80H27V81H26ZM34 80H35V79H34ZM50 80H51V79H50ZM79 80H80V79H79ZM86 80H87V78H86ZM94 80H95V79H94ZM130 80H132V79L130 78ZM3 81H4V80H3ZM35 81H36V80H35ZM5 82H6V81H5ZM7 82H6V83H7ZM22 82H23V80H22ZM33 82H34V81H33ZM62 82H61V83H62ZM66 82H67V81H66ZM66 82H65V83H66ZM78 82H79V81H78ZM78 82L76 81V84H77ZM86 82H87V81H86ZM122 82H123V81H122ZM0 83H2L1 80H0ZM20 83H21V82H20ZM63 83H64V82H63ZM63 83H62V85H63ZM9 84L7 83V86H8ZM31 84H33V83H31ZM35 84H36V83H35ZM58 84H59V86H60V83H58ZM87 84H88V82H87ZM131 84H132V83H130L129 85L131 86ZM18 85H20L19 82H18L17 86H18ZM22 85H23V84L21 83V86H22ZM37 85H36V86H37ZM91 85H92V84H91ZM132 85H133V84H132ZM4 86H5V85H4ZM52 86H53V85H52ZM8 87H9V86H8ZM8 87H6V88H7L8 92H9V88H8ZM10 87H11V86H10ZM18 87H20V86H18ZM18 87H17V89H18ZM23 87H24V86H22V88H23ZM37 87H38V86H37ZM78 87H79V86H78ZM92 87L94 88V86H92ZM92 87H91V88H92ZM98 87H97V88H98ZM1 88L3 89L4 87L2 86ZM20 88H21V87H20ZM20 88H19V89H20ZM24 88H29V87H28V86H27V87L25 86ZM42 88H41V91L43 90ZM60 88H62V87H60ZM79 88H80V87H79ZM128 88H130V87H128ZM4 89H5V88H4ZM11 89H12V88H11ZM29 89H30V88H29ZM29 89H28V90H29ZM75 89H76V88H75ZM75 89H74V90H75ZM13 90H14V89H12V91H13ZM21 90H22V89H21ZM28 90H27V93H28ZM30 90H33V88H31ZM61 90H62V89H61ZM68 90H70V89L68 88ZM78 90H79V89H78ZM85 90H88V89H85ZM124 90H125V89H124ZM19 91H20V90H19ZM24 91H25V90H24ZM34 91H35V90H34ZM93 91H94V93H95V90H93ZM13 92H15V91H13ZM60 92H61V91H60ZM70 92H71V91H70ZM76 92H77V91H76ZM88 92H89V91H88ZM122 92H123V91H122ZM130 92H131V91H130ZM130 92H128V93H130ZM3 93H4V92H3ZM3 93H0V94L3 96ZM9 93H10V92H9ZM11 93H12V92H11ZM22 93H23V92H22ZM39 93H40V92H39ZM39 93H38V94H39ZM41 93H42V92H41ZM58 93H59V92H58ZM77 93H79V92H77ZM77 93H75V91H74V94H77ZM89 93H92V91L89 92ZM94 93H93V94H94ZM128 93H127V95L125 94V96L128 97V96H129ZM6 94H7V93H6ZM44 94H45V93H44ZM62 94H63V93H62ZM72 94H73V93H72ZM93 94H92V95H93ZM122 94H123V93H122ZM1 95H0V97L2 98ZM9 95H10V94H9ZM16 95H17V94H16ZM59 95H60V94H59ZM69 95L71 96V93H69ZM69 95H68V96H69ZM88 95H89V94H88ZM13 96H14V93H13ZM13 96H12V97H13ZM30 96H31V98H34V97H33V96H34V93H33V95H31V92H30ZM83 96H84V90H83ZM83 96H82V98H83L82 101L86 98V97L84 98ZM86 96H87V95H86ZM120 96L122 97V95H120ZM130 96H131V95H130ZM6 97H7V95H6ZM10 97H11V96H10ZM19 97H20V95H19ZM22 97H23V96H22ZM75 97H77V96H75ZM89 97H90V96H89ZM93 97H94V95H93ZM121 97H119V98L121 99ZM4 98H5V97H4ZM4 98H2V99H4ZM29 98H30V97H29ZM40 98H41V96H40ZM45 98H46V96H45ZM49 98H50V97H49ZM87 98H88V97H87ZM91 98H92V96H91ZM128 98L130 99V97H128ZM128 98H125V101L127 100L126 102L129 101ZM7 99H8V98H7ZM14 99H15V98H14ZM123 99H124V96H123V98H122L121 100H123ZM10 100L12 101V99H10ZM25 100H26V98H25ZM31 100H33V99H31ZM31 100H30V101H31ZM134 100H136V99L134 98ZM2 101H3V100H2ZM7 101H9V100H7ZM16 101H17V99H16ZM33 101H34V100H33ZM39 101H41V100L39 99ZM44 101H45V100H44ZM85 101H86V99H85ZM123 101H124V100H123ZM5 102H6V101L4 100L3 104H4ZM78 102H79V101H78ZM87 102H88V101H87ZM87 102H85V103H87ZM115 102H116V101H115ZM0 103H1V101H0ZM20 103H21V101H20ZM58 103H59V102H58ZM70 103H71V101H70ZM70 103H69V105H70ZM116 103H117V102H116ZM134 103H135V102H134ZM13 104H14V103H13ZM15 104H16V103H15ZM30 104H31V103H30ZM39 104H40V102H39ZM55 104H56V102H55ZM122 104H123V103H122ZM122 104H121V105H122ZM20 105H21V104H20ZM27 105H28V109L31 108L30 111H29V113L31 114V110H33V107L30 106L29 103H28ZM40 105H41V104H40ZM61 105H62V104H61ZM77 105H78V103L75 104L74 106H77ZM83 105H84V104H83ZM132 105H133V103H131L130 106H132ZM12 106H14V105H12ZM17 106H18V105H17ZM25 106H26V105H25ZM29 106H30V107H29ZM38 106H39V105H38ZM38 106H37V107H38ZM56 106H57V105H55V107H56ZM58 106H59V105H58ZM67 106H68V105H66V107H67ZM74 106H73V107H74ZM123 106L125 107V104H123L121 107H123ZM2 107H3V106H2ZM8 107H10V106H8ZM43 107H44V106H43ZM43 107H40V108H43ZM52 107H54V106H52ZM59 107H60V106H59ZM62 107H63V106H62ZM62 107H60V108H62ZM64 107H65V106H64ZM73 107H72V108H73ZM144 107H145V106H144ZM157 107H158V105H157ZM157 107H156V108H157ZM160 107H162V106H160ZM20 108H21V107H20ZM38 108H39V107H38ZM38 108H36L35 112L37 111ZM57 108H58V107H57ZM72 108H71V109H72ZM80 108H82V106H81ZM84 108H85V107H84ZM132 108H135V107L132 106ZM8 109H9V108H8ZM26 109H27V106H26V108H23L24 111H22V113L24 114V117L27 116L26 118L29 120V122H30L31 124H30V126H29V124H28L29 122H28V121L26 122V121L24 120V119H26V118L23 119V117L21 118V119H22L21 121H23V120L25 121V123H26L25 126H28V127H30V128H33V127H31V125H34V127H36L35 124H33V119H31V118H33V117H35V116H34L33 114H31V116H30V115L28 116V115L26 114L28 110H26ZM55 109H56V108H54V110H55ZM76 109H77V108H76ZM122 109H123V108H122ZM125 109H126V108H124L123 111H124ZM130 109H131V108H130ZM159 109H160V108H159ZM10 110H12V109L10 108ZM10 110H8V111H10ZM16 110H17V109H15L14 112H15ZM41 110H42V109H41ZM43 110H44V108H43ZM148 110H149V109H148ZM157 110H158V108H157ZM39 111H40V109H38V112H39ZM62 111H63V109H62ZM6 112H7V111H6ZM11 112H12V111L9 112V115H10ZM20 112H21V111H20ZM42 112H43V111H42ZM58 112H59V111H58ZM70 112H71V111H70ZM121 112H122V111H120L118 114H122ZM144 112H145V111H144ZM146 112H147V111H146ZM29 113H28V114H29ZM36 113H37V112H36ZM36 113H34V114H36ZM84 113H85V115H86V112H84ZM87 113H88V112H87ZM99 113H101V112H99ZM102 113H103V111H102ZM102 113L100 114L101 116L105 115V114H102ZM135 113H136V112H135ZM17 114H18V113H17ZM20 114H21V113H20ZM20 114H19V116H20ZM38 114H39V113H38ZM38 114H36V115H38ZM141 114H142V113H141ZM144 114H145V113H144ZM39 115H41V113H40ZM88 115H89V114H88ZM88 115H87V117H88ZM98 115H99V114H98ZM137 115H138V113H137ZM137 115H136V116H137ZM145 115H147V114H145ZM145 115H144V116H145ZM12 116L14 117V115H12ZM16 116H17V115H16ZM21 116H23V115L21 114ZM107 116H108L107 119H110V120H111V117H109L110 115L108 114ZM107 116H106V117H107ZM118 116H119V115H118ZM147 116H148V115H147ZM28 117H29V118L31 117V118H30L31 120H30ZM87 117H86V118H87ZM9 118H10V117H9ZM9 118H8L7 121H9ZM18 118H19V117H18ZM54 118H55V116L53 117V119H54ZM56 118H57V117H56ZM75 118H76V117H75ZM75 118H74V119H75ZM102 118H103V117H102ZM102 118H101V119H102ZM136 118H137V117H136ZM146 118H147V117H146ZM15 119H16V118H15ZM27 119H26V120H27ZM69 119H70V118H68V120H69ZM74 119H73V120H74ZM87 119H88V118H87ZM104 119H105V121H104ZM104 119H103V121H102V124H106V126H107V123H104V122H107V121H109V120L106 121V118H104ZM17 120H18V119H17ZM40 120H41V116H40ZM68 120H66L67 123H68ZM76 120H77V118H76ZM76 120H75V121H76ZM82 120H83V119H82ZM82 120H81V122L83 123L84 120H83V121H82ZM95 120H96V119H95ZM140 120H142V119L140 118ZM140 120H139L138 122H141ZM11 121H12V120H11ZM11 121H10V122H11ZM18 121H19V120H18ZM56 121H57V120H56ZM92 121H93V120H92ZM97 121H99V120H97ZM100 121H101V120H100ZM100 121H99V123H100ZM179 121H180V124H181V120H180V119H179ZM4 122H5V121H4ZM43 122H44V121H43ZM51 122H52V119H51ZM54 122H55V121H54ZM94 122H96V121H93L92 124H94ZM111 122H112V120L109 121L110 124H111ZM136 122H137V121H136ZM138 122H137V123H138ZM152 122H154V121H152ZM6 123H8V122H6ZM6 123H5V124H6ZM14 123H15V122H14ZM16 123H18V122H16ZM20 123H21V122H20ZM55 123H56V122H55ZM63 123L66 124V122H64V120H63ZM72 123H73V121H72ZM72 123H71V124H72ZM74 123H75V122H74ZM82 123H81V124H82ZM11 124H12V123H11ZM23 124H24V123L22 122V125H21L22 128H23V126H24ZM52 124H53V123H52ZM68 124H69V123H68ZM77 124H78V123H77ZM77 124H74V125H76V127H77ZM102 124L100 123V125H102ZM139 124H140V123H138V125H139ZM143 124H144V123L142 122V124H140V125L142 126ZM9 125H10V124H9ZM9 125H6V126H9ZM37 125H38V124H37ZM50 125H51V124H50ZM50 125H48V127H49ZM72 125H73V124H72ZM74 125H73V126H74ZM100 125H99V127H100ZM120 125H121V123L119 124V127L122 126V125H121V126H120ZM136 125H137V124H136ZM2 126H3V124H2ZM4 126H5V125H4ZM12 126H14V124H12L11 127H12ZM15 126H16V124H15ZM15 126H14V129H15ZM21 126H20V127H21ZM25 126H24V128L22 129L24 133H25V130L27 129V127L25 128ZM39 126H40V125H39ZM55 126H56V125H55ZM64 126H65V125H64ZM90 126H91V125H90ZM92 126H93V125H92ZM96 126H97V125H96ZM114 126L116 127V126H118V125L114 124ZM134 126H135V125H134ZM134 126H133L132 128H130L129 126H126V127H127V128L129 127L130 130L132 131L133 128H134ZM9 127H10V126H9ZM11 127H10V128H11ZM70 127H71V126H70ZM76 127L74 126L73 131H72V130H70V131H72V132L74 133V130L77 129ZM82 127H83V126H82ZM126 127H125V129H124V132H126ZM16 128H17V127H16ZM37 128L40 130L39 127H37ZM50 128H54V129H55L56 127H52V126H50V127H49V130H48V128H47V129L45 130V132H48V133H49V131L51 130ZM65 128H66V126H65ZM68 128H69V127H68ZM75 128H76V129H75ZM89 128L91 129L92 127H88L87 129H89ZM11 129H12V128H11ZM24 129H25V130H24ZM34 129H36V128H34ZM38 129H36V132H37ZM41 129L43 130L44 128H41ZM28 130H31V129L28 128ZM52 130H53V129H52ZM58 130H59V129H58ZM62 130H63V129H62ZM91 130H93V128H92ZM6 131H7V132H10L8 129H6ZM6 131H5V132H6ZM14 131H15V130H14ZM31 131H33V130H31ZM31 131H30V132L28 131V133H31ZM70 131H68V134L71 133ZM83 131H84V130H83ZM86 131H87V130H86ZM93 131H94V130H93ZM93 131H92V133H93ZM19 132H20V130H19ZM26 132H27V131H26ZM62 132H63V131H62ZM69 132H70V133H69ZM84 132H85V131H84ZM87 132H88V131H87ZM144 132H145V131H143V134H145ZM13 133H14V132H13V130H12V134H13ZM34 133H35V131H34ZM34 133H33V137L35 136ZM48 133H46V134L48 135ZM64 133H65V132H64ZM73 133H72V134H73ZM112 133H113V132H112ZM131 133H132V132H131ZM131 133L128 132V134H127L128 136H127V138H126L125 140H127L128 137H130V134H131ZM6 134H7V133H6ZM16 134H17V132H16ZM19 134H20V133H19ZM21 134H22V133H21ZM21 134H20L19 136H22L21 138H23L24 135H25L26 143H27L28 141H27V137H26V135L29 136V134H27V133H26V134H22V135H21ZM39 134H41V133H39ZM39 134H38V136H40ZM52 134H53V133H52ZM68 134H67V135H68ZM72 134H71V136H72ZM83 134H86V133H83ZM83 134H82V135H83ZM88 134H89V133H87L86 136H87ZM113 134H114V133H113ZM115 134H116V132H115ZM119 134H126V133H119ZM136 134H137L140 138H141V136L144 137L143 134L141 133V131H138V133H136ZM139 134H140V135H139ZM141 134H142V135H141ZM47 135L45 136V138L48 137ZM59 135H60V132H59ZM77 135H78V133H77ZM77 135H76V136H77ZM117 135H118V133H117ZM182 135H183V134H182ZM13 136H14V134H13ZM50 136H51V135H50ZM64 136L66 137V135H64ZM71 136H70V137H71ZM79 136H80V133H79ZM83 136H84V135H83ZM114 136H115V137H113V141H112V143H111V141H110V143H111V144H114V141L116 140V141L118 142V144H119V143H120V140H121V139H120L121 137L118 136V138H117L116 135H114ZM135 136H136V135H135ZM7 137H10V139H12L11 141H13L14 138H15V137L12 138V135H11V136L5 135V138L0 136V200H1V194H2L3 198H4V199H7V200L9 201L10 206L12 207V209L14 210V209L16 208L15 211H17V209H18V211H19V212L17 211V212H18V215H19V216H20V214L22 215V217L20 216L18 219H21V218H22V219L24 220L25 223H24L23 221H20V220L18 221V223H19V222H23V223H19V224H23V225L26 224V225H27V228L30 229L29 231H30V232L32 231L31 234H33V238H34L36 235H37V237H38V234H37L38 231L34 230V229H33V228H34V225L32 226V224H31V222H33V224H34V223L36 222V219H31V221H30V219L28 218V216H27V214H26V213H28V210H27L26 208L29 206V209H30V208H34V209H35V207H34L35 205H30V204H33V203H30L29 205H28L27 203H26L27 205H24V204L22 205V202H20L21 199H22L23 197H24V199H22V200L27 199V197H28V199H31L30 192H28L29 187H28V189L26 188L25 191H26V194H27V192H28V194H29L30 196H28V195L26 196V194H25L24 192L21 191L22 194H23V193H24V194H23V197H22V198H21V196L19 197L20 200L18 199V195L21 194V193H18L20 190L17 191V193H18V195H17L16 192H15V190H14L15 186L12 187V185H13V180H14V178H15V177H14V174H15L16 172H15V173L13 172V171H14V169H13V165L11 164V162L7 161L8 158H7L6 156H3V155H4V152H3V151H4V148L6 147V145H8V144L6 143V140H5V139H7ZM16 137H17V136H16ZM30 137H31V136H30ZM30 137H29V138H30ZM55 137H57V136H55ZM62 137H63V136H62ZM65 137H64V138H65ZM68 137H69V135H68ZM84 137H85V136H84ZM87 137H89V135H88ZM87 137H86V138H87ZM136 137H137V136H136ZM136 137H135V139H136ZM145 137H146V136H145ZM17 138H18V137H17ZM21 138H19V139H21ZM40 138H41V136H40ZM45 138H44V139H45ZM49 138H50V137H49ZM77 138H78V136H77ZM133 138H134V137H133ZM31 139H33V138H31ZM36 139H37V138H36ZM53 139H54V138H53ZM58 139H59V138H58ZM135 139H134V140H135ZM23 140H24V138H23ZM28 140H29V139H28ZM41 140H42V138H41ZM64 140H65V139H64ZM125 140L123 139L122 142L124 143ZM138 140H139V139H138ZM7 141L10 142L9 139H7ZM20 141H21V140H18L17 142H19V144H21L22 141H21V142H20ZM29 141H30V140H29ZM31 141H34V139L31 140ZM31 141H30V142H31ZM43 141H44V140H42L40 143H38V144L40 145V146L38 145V148L41 149V147L44 146V145L42 146L43 143L45 144V142H43ZM45 141H48L47 138H46ZM58 141H59V140H58ZM61 141L63 142V140H60V142H61ZM135 141H136V140H135ZM135 141H134V142H135ZM139 141H142V140H139ZM13 142H14V141H13ZM13 142H11V143H13ZM15 142H16V140H15ZM15 142H14V143H15ZM17 142H16V143H17ZM23 142H24V141H23ZM30 142H29V143H30ZM38 142H39V141H38ZM81 142H82V141H81ZM81 142H80V143H81ZM117 142H116V143H117ZM136 142H137V141H136ZM149 142H150V141H149ZM11 143H10V144H11ZM24 143H25V142H24ZM29 143H28V144H29ZM41 143H42V144H41ZM75 143H76V142H75ZM82 143H83V142H82ZM138 143H140V142H138ZM151 143H152V142H151ZM10 144H9V145H10ZM33 144H35V143H33ZM36 144H37V143H36ZM51 144H52V143H51ZM59 144H60V143H59ZM63 144H64V143H63ZM68 144H69V143H68ZM121 144H122V143H121ZM147 144H149V145H148L149 147L146 148V149H143V151H145V152H148V151L150 150L149 148H151L150 145H152V144H150V143H148V142H147ZM9 145H8V146H9ZM17 145H18V144H17ZM17 145H16V146L13 145V146L17 147ZM71 145H72V144H71ZM123 145H124V144H123ZM10 146H11V145H10ZM21 146H23V145H21ZM25 146H27V147H25ZM28 146H29V145L26 144V145H24L23 147L25 148V150H30V151H31V149H33V147L30 146L31 149H30V148H29V149H26V148H28ZM45 146H46V145H45ZM53 146H55V145H53ZM58 146H59V145H58ZM61 146H62V145H61ZM68 146H70V145H68ZM74 146H75V145H74ZM79 146H80V145H79ZM102 146H103V145H102ZM111 146H112V145H111ZM113 146H114V145H113ZM177 146H178V145H177ZM18 147H20V146H18ZM23 147H22V148H23ZM50 148H51V147H50ZM59 148H60V147H59ZM71 148H72V147H71ZM73 148H77V147H73ZM144 148H145V147H144ZM181 148H182V147H181V145H180V147H178V149L180 150ZM5 149L7 150V147H6ZM12 149H13V148H12ZM16 149L18 150V153H19V150H21V147H20V149H19V148H15V151H16ZM35 149H36V148H35ZM40 149H39L38 151H40ZM51 149H52V148H51ZM87 149H88V148H87ZM101 149H102V148H101ZM103 149H104V146H103ZM108 149H109V148L107 147V149H104V150H108ZM182 149H183V148H182ZM182 149H181V151H182ZM8 150L10 151V149H8ZM25 150L23 149V153L20 152L21 154L19 153V156H21L22 154H25V155H26V152H28V154H29V153L33 154V155H30V156H34V153H35V152H33V151H31V152H30V151H26V152L24 153ZM41 150H42V149H41ZM53 150H55V149H53ZM57 150H58V149H57ZM73 150H75V149H73ZM77 150H78V148H77ZM90 150H91V149H90ZM98 150H99V149L97 148L96 152H97ZM104 150H99V151H98V153L100 152V153H99V154H100L99 157H102V153H103V155H104ZM15 151H14V153H15ZM38 151H36V152H38ZM101 151H103V152L101 153ZM109 151H110V150H109ZM109 151H108V152L105 151V152H106L105 155H109ZM55 152H56V151H55ZM149 152H150V151H149ZM155 152H156V151H155ZM5 153L7 154L8 152L6 151ZM14 153H13V154H14ZM41 153H42V151H41ZM71 153H72V152H71ZM76 153H77V152H76ZM107 153H108V154H107ZM183 153H184V152H183ZM2 154H3V155H2ZM13 154H11V156H12ZM16 154H17V153H16ZM39 154H40V153H39ZM53 154H54V153H53ZM60 154H61V153H60ZM73 154H74V153H73ZM73 154H72V155H73ZM81 154H82V153H81ZM87 154H88V152H87ZM9 155H10V153H9ZM36 155L38 156V153H36L35 156H34V159H33V160H35V161L38 159ZM41 155H42V154H40V156H41ZM54 155H55V154H54ZM88 155H89V154H88ZM123 155H124V154H123ZM15 156H18V155H15ZM28 156H29V155H26V157H25V156H22V158L24 157V160H25ZM51 156H52V155H51ZM79 156H80V154H79ZM118 156H119V155H118ZM124 156H125V155H124ZM128 156H130V155H127V158H128V159H131V157H128ZM4 157H5L7 160L5 159V161H2V160H3L2 158H4ZM12 157H13V156H12ZM81 157H82V156H81ZM81 157H80V159H82V158H83V159L80 160V161H81L80 165L83 164L84 159H85V157H82V158H81ZM120 157L122 158V156H120ZM177 157H178L177 160L180 161V160H179L180 156H177ZM13 158H14V157H13ZM30 158H33V157H30ZM36 158H37V159H36ZM50 158H51V157H50ZM53 158H54V157H53ZM53 158H52V159H53ZM121 158H120V159H121ZM125 158H126V156H125L123 159H125ZM16 159L19 160L18 162L21 161L20 164H21L22 166H24V165L22 164V162L24 163L23 159L20 160V157H19V158H16ZM41 159H42V157H41ZM47 159L49 160L48 157H47ZM128 159H127V160H128ZM27 160H29V157L26 159V161H27ZM33 160L28 161V164H29V169H33V170H34L33 163L30 164V162L33 161ZM39 160H40V159H39ZM48 160H47V161H48ZM72 160H74V159L72 158ZM77 160H78V158H77ZM87 160H88V159H87ZM96 160H97V158H96ZM146 160H147V158H146ZM177 160H176V162H177ZM26 161H25V162H26ZM35 161H34V163L38 164V161H36V162H35ZM54 161H55V160H54ZM74 161H75V160H74ZM80 161H79V162H80ZM99 161H101V159H100ZM99 161L97 160V162H99ZM109 161H110V160H109ZM120 161H121V160H120ZM125 161H126V160H125ZM129 161H132V160H129ZM150 161H151V160H150ZM50 162L52 163L53 161L50 160ZM50 162H48V163H46V164H49V165H50V164H51ZM70 162H71V161H70ZM70 162H69V163H70ZM76 162H77V161H76ZM101 162H102V161H101ZM154 162H155V161H154ZM180 162H181V161H180ZM180 162H179V163H180ZM39 163H40V162H39ZM55 163H56V162H55ZM74 163H75V162H74ZM109 163H110V164H113L112 162H109ZM129 163H130V162H129ZM145 163H146L147 166L149 165V161H148V164H147V161H145ZM13 164H14V163H13ZM15 164H18V163L16 162ZM28 164L25 163L26 166H27ZM46 164H45V166L47 167ZM66 164H67V163H66ZM77 164H78V163H77ZM96 164H97V163H96ZM99 164H100V163H99ZM114 164H115V162H114ZM126 164H127V163H126ZM155 164H157V163H155ZM168 164H170V163H168ZM171 164H172V163H171ZM177 164H178V162H177ZM30 165H31V167H33V168H31ZM70 165H71V164H70ZM70 165H69V166H70ZM106 165H108V163H106L105 166H106ZM152 165H154V163L152 164V162H151L150 166L152 167ZM161 165H162V164H161ZM161 165H159V166H161ZM172 165H173V164H172ZM174 165H176V163H175ZM14 166H15V165H14ZM26 166H25V167H26ZM39 166H40V164L38 165V167H39ZM78 166H79V165H78ZM100 166H102V164H101ZM113 166H115V165H113ZM113 166H112V167H113ZM147 166H145V168H146ZM150 166H149V167H150ZM183 166H184V165H183ZM19 167H20V166H19ZM25 167H24V168H25ZM35 167H37V166L35 165ZM40 167H43V166H40ZM48 167H49V166H48ZM48 167H47V169L43 168L44 170H43L42 172L39 171V169H38L39 172L36 171V172H38V174L31 173V175H35V176H36V175H39L37 178H40V177H41V178H40V182L43 181V180H46V179H44L45 175H41L40 173L44 174V171H45V174H46V173L48 172L47 170L50 168V167H49V168H48ZM51 167H52V166H51ZM74 167H75V166H74ZM98 167H99V166H98ZM110 167H111V166H110ZM112 167H111V168H112ZM115 167H117V168H115ZM115 167H114V170L118 169V166H117V165H116ZM140 167H141V165H140ZM140 167H138V168H140ZM151 167H150V169H151ZM169 167H170V166H169ZM172 167H173V170H175V171H176L177 168L180 169V165H179V166L176 165V166H175V168L177 167L176 169H174V166H172ZM181 167H182V166H181ZM54 168H55V167H54ZM72 168H73V166H72ZM145 168H143V169L146 171L147 168H146V169H145ZM161 168H162V166H161ZM161 168H160V170H161ZM51 169H52V168H51ZM67 169H68V168H67ZM96 169H97V168H96ZM96 169H94V170H96ZM112 169H113V168H112ZM112 169H110V170H112ZM140 169H142V168H140ZM140 169H139V171H140ZM150 169H149V170H150ZM178 169H177V171H180V170H178ZM184 169H185V168H184ZM184 169L182 168V170H184ZM24 170H25V169H24ZM41 170H42V169H41ZM68 170H69V169H68ZM86 170H87V169H86ZM110 170H109V171H110ZM114 170H113L112 172H114ZM118 170H120V169H118ZM149 170H147V171H149ZM155 170H156V167H154V169L152 170V171H154V175L156 176L157 174H156L155 172H157V171H155ZM157 170H158V169H157ZM162 170H163V169H162ZM164 170H165V169H164ZM16 171H17V170H16ZM34 171H35V170H34ZM74 171H75V170H74ZM87 171H88V170H87ZM90 171H92V170H90ZM100 171H101V170H100ZM102 171H104V170H102ZM102 171H101V173H102ZM109 171H108V173L105 172L106 174L103 173V176L101 175L100 178L105 179V178H104V175H108V174L112 173L111 171H110V172H109ZM137 171H138V170H137ZM139 171H138V172H139ZM19 172H20V171H19ZM26 172H27V171H25V173H26ZM31 172H33V171H31ZM95 172H97V171H95ZM116 172H117V171H115V173H116ZM140 172H141V171H140ZM143 172H144V171H143ZM180 172H181V171H180ZM182 172H184V171H182ZM182 172H181V173H182ZM185 172H186V171H185ZM25 173H24V174H25ZM29 173H30V172H29ZM118 173H119V172H118ZM144 173H145V172H144ZM17 174H18V173H16L15 176H17ZM24 174H23V179H24ZM61 174L64 175V177H62V178H64V179L67 178L68 175L71 176L70 174H67V172H66V175H67V176H65V172H63V173H61ZM89 174H90V172H89ZM92 174H93V172H92ZM113 174H114V173H113ZM139 174H140V173H139ZM141 174H142V173H141ZM177 174H178V173H177ZM177 174H176V175H177ZM185 174H187V173H185ZM188 174H189V173H188ZM18 175H20V173H19ZM26 175H27V173H26ZM26 175H25V176H26ZM31 175H30V176H31ZM94 175H95V174H94ZM97 175H98V173H97ZM30 176H28V177H30ZM35 176H33V177H35ZM69 176H68V177H69ZM89 176H90V175H89ZM109 176H112V175L110 174ZM157 176H158V175H157ZM173 176H175V175H173ZM173 176H172V177H173ZM178 176H179V175H178ZM178 176H177V177H178ZM180 176H181V175H180ZM182 176H183V175H182ZM18 177H19V176H18ZM18 177H17V178H18ZM21 177H22V175H21ZM26 177H27V176H26ZM26 177H25V178H26ZM83 177H84V176H83ZM87 177H88V176H87ZM165 177H166V175L164 176V178H165ZM169 177H171V175H170ZM35 178H36V177H35ZM37 178L35 179V181L37 180ZM42 178H43V180H41ZM62 178H61V180L63 181ZM71 178H72V180H74L73 177H71ZM71 178H70V179H71ZM74 178H75V177H74ZM85 178H86V176H85ZM89 178H90V177H89ZM157 178H158V177H157ZM162 178H163V177H162ZM164 178H163V179H164ZM167 178H168V177H167ZM167 178H165V179H167ZM179 178H180V177H179ZM179 178H178V179H179ZM181 178H182V177H181ZM181 178H180V179H181ZM20 179L22 180V178H20ZM33 179H34V178H33ZM33 179H29V180H31L30 182H33ZM70 179H69V180H70ZM86 179H87V178H86ZM65 180H66V179H65ZM65 180H64V181H65ZM72 180H71V181H72ZM81 180H82V179H81ZM87 180H89V179H87ZM98 180H101V179H98V178H97V181H98ZM171 180H172V179H171ZM22 181H23V180H22ZM64 181H63V182H64ZM74 181H75V180H74ZM105 181H106V179H105ZM153 181H154V180H153ZM161 181H162V180H161ZM167 181H168V180H167ZM172 181H174V180H172ZM172 181H171V182H172ZM176 181H177V180H176ZM179 181H181V180H179ZM24 182H25V183L28 182V183H26V184H29V185L31 184V183H29L28 178H27V181L24 180ZM40 182H39V181H36V183H37L38 185H41ZM43 182H44V181H43ZM67 182H68V181H67ZM100 182H102V181H100ZM159 182H160V181H159ZM159 182H158V183H159ZM169 182H170V181H169ZM22 183H23V182H22ZM22 183H19V185H20L19 188H20L21 190H23V189L25 188V186H24V188H21V187H22ZM60 183H61V182H60ZM65 183H66V182H65ZM72 183H73V182H72ZM102 183H103V182H102ZM26 184H23V185H26ZM50 184H52V183H50ZM163 184H164V183H163ZM179 184H180V183H179ZM29 185H27V186H29ZM34 185H35V184H34ZM34 185H33V186H34ZM79 185H81V184H79ZM92 185H98V184H94V183L92 182ZM92 185H91V188H92ZM122 185H124V184H121V186H122ZM161 185H162V184H161ZM166 185H167V184H166ZM176 185H177V184H176ZM16 186L18 187V185H16ZM30 186H31V185H30ZM35 186H36V185H35ZM35 186H34V187H35ZM62 186H63V185H62ZM64 186H65V185H64ZM87 186H88V184H87ZM87 186H86V188H87ZM98 186H99V185H98ZM162 186H163V185H162ZM169 186H170V185H169ZM179 186H180V185H179ZM17 187L15 188L16 190L18 189ZM43 187H44V186H43ZM65 187H66V186H65ZM65 187H64V188H65ZM71 187H72V186H71ZM80 187H81V186H80ZM80 187H79V186H76L75 189H76V190L78 189V190H77V193L80 192V191H79V188H80ZM84 187H85V185H83L81 189H84ZM89 187H90V186H89ZM89 187H88V188H89ZM96 187H97V186H96ZM118 187H119V186H118ZM122 187H123V186H122ZM163 187H164V186H163ZM165 187H166V186H165ZM176 187H177V186H176ZM48 188L50 189V188H51V185L48 186ZM64 188H63V189H64ZM86 188H85L84 190H87ZM115 188H116V187H115ZM168 188H170V187H168ZM30 189H31V188H30ZM33 190H34V189H33ZM39 190H40V189H39ZM39 190L37 189V191H39ZM50 190H51V189H50ZM58 190H59V193H57V192H58V191H57L56 194H55V195H57V196H55L56 199L54 200V202H56V203H55V206L53 207V209H57V206H56L57 201H58L59 199L61 200V198H60V197H61V195H60V194H61V193H60V189H58ZM93 190H94V189H93ZM169 190H170V189H169ZM81 191H83V190H81ZM120 191H121V188L119 189V192H120ZM179 191H180V190H179ZM34 192H36V190L33 191V193H31V194H33V196H36V195L34 194ZM39 192H40V191H39ZM39 192H37V194L41 195ZM149 192H151V191L149 190ZM262 192H264V191H262ZM41 193H42V192H41ZM49 193H51V192H49ZM22 194H21V195H22ZM175 194H177V193H175ZM260 194H261V193H260ZM39 195L36 196V197H39ZM72 195H73L74 198H75V197H77V196L80 197L81 194L79 193V194H77V196L74 195V194H72ZM165 195H168V194H165ZM178 195H179V194H178ZM64 196H67V197H64ZM25 197H26V198H25ZM29 197H30V198H29ZM36 197H34V198H36ZM45 197H47V196H45ZM45 197H44V196L41 197V198L39 197L41 200H40L39 198H36V201H39V200H40V201H39V204L41 203L40 206H43L42 204H44L45 202L48 203V200H47ZM57 197H58L59 199H57ZM63 197H64V199H65V198H66V199L69 198V199H68V200L65 199L64 203H66V204H64L65 206H61V207L59 208L60 210H61L62 207L65 208L66 206H68L67 204L71 205L72 202L74 201V199L70 198L69 195H65V194H64ZM34 198H33V201H31V200H28V201H29V202H30V201H31V202H34V200H35ZM43 198H44L45 200H44ZM47 198H48V197H47ZM77 198H78V197H77ZM259 198H264V197H259ZM37 199H38V200H37ZM71 199H72L73 201H71ZM7 200H6V201H7ZM42 200H43L44 202H43ZM56 200H57V201H56ZM260 200H261V199H260ZM262 200H264V199H262ZM36 201H35V204H38V203H36ZM41 201H42L43 203H42ZM69 201H70V203H69ZM75 201H76V200H75ZM143 201H144V200H142V202H143ZM256 201H257V200H256ZM26 202H27V200H26ZM76 202H77V201H76ZM76 202H75V203H76ZM142 202H141V203H142ZM144 202H145V201H144ZM144 202H143V203H144ZM259 202H260V201H259ZM23 203H24V202H23ZM58 203H59V201H58ZM62 203H63V202H62ZM149 204H150V202H149ZM44 205H46V204H44ZM72 205H73V204H72ZM75 205H76V204H75ZM147 205H148V203L144 204V206L148 207ZM24 206H26V207H24ZM30 206H31V207H30ZM48 206H49V205H48ZM48 206H46V207H48ZM117 206H121V205H117ZM144 206H143V208H144ZM44 207H45V206H44ZM44 207H42L41 209H44ZM0 208H1V206H0ZM37 208H38V206H36V209H37ZM39 208H40V207H39ZM39 208H38V209H39ZM64 208H62L63 212H64V210H65ZM118 208H120V207H118ZM38 209H37V211H38ZM48 209H49V208H48ZM67 209H68V208H67ZM116 209H117V207H116ZM156 209H158V208H156ZM30 210L33 211V213H31V215L35 214L34 216H36V215L39 214L38 216L41 217V219H42V215H43L44 212H45V210H43V211H44L43 214L40 213V211H39V213L37 214V213H36V212H37L36 210H33V209H30ZM30 210H29V213L31 212ZM51 210H52V209H51ZM62 210H61V211H62ZM25 211H27V212H25ZM34 211H36V212H34ZM47 211H48V210H47ZM61 211H58V212H60V214H62L63 212H61ZM66 211H67V210H66ZM66 211H65V212H66ZM117 211L120 213L119 209H117ZM41 212H42V210H41ZM49 212H52V213L54 212L55 215H54V214L51 215V213H48V214H46V215H48V216H45L47 220L43 217L45 221H41V220H39V223H40V222L43 223V222H47V221L50 222L51 220H52V221L54 220V222H55V220L57 219V218H56V217H57L56 210H55V211H54V210H53V211H49ZM118 212H117V214H118V216H120L121 214L119 215ZM156 212H157V210H156ZM19 213H20V214H19ZM75 213H76V216H77L78 213H77V212H75ZM79 213H81V212H79ZM84 213H85V212H84ZM194 213H195V212H194ZM8 214H9V212H8ZM10 214H11V213H10ZM40 214H41V216H40ZM63 214H65V213H63ZM115 214H116V213H115ZM44 215H45V214H44ZM44 215H43V216H44ZM50 215H51V216H50ZM167 215H168V214H167ZM170 215H171V213H170ZM49 216H50V217H49ZM59 216H60V215H59ZM80 216H81V214L78 215L77 217H80ZM7 217H8V215H7ZM31 217H33V216H31ZM39 217H38V218H39ZM48 217H49V219H48ZM60 217H62V215H61ZM77 217H75L76 220H78ZM84 217H85V216H84ZM115 217H117V216H115ZM150 217L152 218V216H150ZM33 218H35V217H33ZM36 218H37V217H36ZM51 218H52V219H51ZM53 218H54V219H53ZM55 218H56V219H55ZM70 218H71V217H70ZM81 218H82V216H81ZM58 219H59V218H58ZM84 219H85V218H84ZM199 219H200V218H199ZM8 220H9V219H8ZM33 220H34V221H33ZM42 220H43V219H42ZM150 220H151V219H150ZM152 220H153V219H152ZM80 221H81V220H80ZM49 222H48V224H47V223H44V224H47V228H48L47 230H48V232H50V231H49V230H50V229H49ZM54 222H52V224H54ZM57 222H58V221H57ZM61 222H62V221H61ZM74 222H75V221H74ZM74 222H71L70 224L72 225ZM207 222H208V221H207ZM10 223H11V221H10ZM18 223H17V224H18ZM52 224H50V225H52ZM74 224H75V223H74ZM82 224H83V218H82ZM11 225H12V223H11ZM26 225L24 226L25 228H26ZM36 225H38V224H36ZM36 225H35V226H36ZM41 225H42V224H41ZM80 225H81V224H80ZM80 225H79V227L76 226V225H75V226L78 227V229H80V228L82 227V226L80 227ZM149 225L151 226V224H149ZM18 226H19V227H18V230L21 228V231H22V229H23V231H24L25 233H27V232L30 233L29 231H25V230H27V228L24 230V227H22V225H18ZM58 226H59V225H58ZM72 226H73V225H72ZM140 226H141V225H140ZM152 226H154V225H152ZM12 227H13V226H12ZM43 227H44V226H43ZM73 227H74V226H73ZM147 227H149V226H147ZM40 228H41V227H40ZM44 228H46V225H45ZM44 228H43V230H42L43 233H45V232H44ZM68 228H70V225H69ZM71 228H72V227H71ZM149 228H151V227H149ZM9 229H10V228H9ZM35 229H37V228L35 227ZM73 229H74V228H73ZM73 229H71V230H73ZM78 229H77V230H78ZM119 229H120V228H119ZM141 229H142V228H141ZM14 230H15V229H14ZM16 230H17V229H16ZM53 230H54V229H53ZM53 230H52V231H53ZM145 230H147V229L145 228ZM153 230H154V227H152L150 231H149V229H148L149 234H150ZM200 230H201V229H200ZM204 230H205V229H204ZM21 231H19V232L21 233ZM35 231H36V234L33 233V232H35ZM39 231H40V230H39ZM42 231H41V232H42ZM45 231H46V229H45ZM69 231H70V230H69ZM113 231H115V230H113ZM17 232H18V231H17ZM24 232H22L23 234H21V235L24 236V234H25ZM41 232H39V233H41ZM48 232H47V233H48ZM116 232H117V230L115 231V234H114V235H117V234H118L119 236H121L118 232H117V234H116ZM119 232H120V231H119ZM145 232H146V231H145ZM74 233H75V231H74ZM140 233H141V232H140ZM143 233H144V232H143ZM153 233H154V231H153ZM15 234H17L16 231H15ZM31 234H30V236H31ZM45 234H46V233H45ZM45 234H44V236H46L45 238L47 239V237H48V238L50 239V237H51V235H52L51 232L49 233V234H51V235H49L50 237L47 236L48 234H47V235H45ZM61 234H62V235H61ZM68 234H69V233H67V235H68ZM82 234H83V233H82ZM145 234H146L147 237H146L145 235H142V236H143V237L145 236V238L148 239V237H149L148 232H146ZM18 235H19V234H18ZM41 235H42V234H41ZM53 235H54V234H53ZM64 235H65V236H64ZM114 235H113V236H114ZM28 236H29V235H28ZM30 236H29V237H30ZM42 236H43V235H42ZM60 236H62V237H60V239H62V238L65 237V239H62V240H64V241L66 240V241H67L66 238H68L69 235L66 236V234H64V233H60ZM63 236H64V237H63ZM109 236H110V235H109ZM113 236H112V237H113ZM187 236H188V235H187ZM18 237H19V236H18ZM37 237H36V238H37ZM69 237H70V236H69ZM115 237H118V236H115ZM143 237H142V238H143ZM14 238H15V237H14ZM25 238H26V237H25ZM25 238H24L25 242H26V241H27V242L30 241V239L27 240L28 238H26V239H25ZM53 238H54V237H53ZM85 238H86V237H85ZM85 238L83 239V241L85 240ZM145 238H143V239H145ZM22 239H23V238H22ZM49 239H47V240H49ZM135 239H136V238H135ZM18 240H19V242H20V239H18ZM76 240H77V239H76ZM79 240H80V239H79ZM91 240H92V238H91ZM102 240H103V239H102ZM157 240H160V239H157ZM31 241H33V240H31ZM51 241H53V240H50V241H49V242L52 244ZM55 241H56V239H55ZM66 241H65V242H66ZM148 241H149V240H148ZM9 242H11V240H10ZM13 242H15V241H13ZM13 242H11V243H13ZM19 242H17V243H19ZM62 242H63V241H62ZM73 242H74V241H73ZM85 242H86V240H85ZM94 242H95V241H94ZM94 242H93V243H94ZM136 242H137V241H136ZM136 242H133V243H135L134 246H136ZM158 242H159V241H158ZM29 243H30V242H29ZM29 243H28V246L30 245ZM39 243H41V241L38 242L37 244H39ZM42 243H43V242H42ZM42 243H41V245H43ZM77 243H78V242H77ZM81 243H82V241L80 240V244H81ZM98 243H100V242H98ZM73 244H74V243H73ZM157 244H158V243H157ZM45 245H47L46 242H44V246H45ZM78 245H79V244H78ZM78 245H77V246H78ZM81 245H82V244H81ZM81 245H79V246L81 247ZM97 245H99V244H97ZM102 245H103V244H102ZM174 245H175V244H174ZM255 245H256V244H255ZM10 246H12V244H11ZM33 246H34V244H33V245H30V247H33ZM35 246H36V243H35ZM37 246H40V244L37 245ZM51 246H52V245H51ZM51 246H49V243H48V248L45 246L44 249H45V248L49 249V247H50V252H51ZM58 246H59V248L61 249L62 256L65 258V256L67 255V256H66V259L69 258V257H68V254H70V251H72V247H70V245H69L68 247H66V246H62V245H58ZM79 246L76 247V248H80ZM95 246H96V245H95ZM171 246H172V245H171ZM179 246H180V245H179ZM40 247H41V246H40ZM42 247H43V246H42ZM63 247H64V248H63ZM82 247H83V246H82ZM93 247H94V245H93ZM172 247H173V248L171 249L172 251H173V249H174V250L177 249L176 247L174 248V246H172ZM260 247H261V246H260ZM22 248H23V247H21L20 249L22 250ZM38 248H39V247H38ZM66 248H67V249H66ZM150 248H151V247H150ZM178 248H180V247H178ZM256 248H257V247H256ZM24 249H27L26 246H25ZM24 249H23V250H24ZM44 249H43V251H42V248H41V252H42L43 254L41 253V255H38V252L35 251V250H36L35 247H34V249L31 248V252H35V253H33V255H30V256H33V257H30V258H29V261H30V259H33L34 257L36 258V257L38 256L36 259H37V260H39V259L41 260V258H42L44 264H54V261H56L57 264H63V260H62V258L60 257L61 255H60V256L57 255V253L60 252V250H59L58 248H56V252H57V253L55 254V255H57L58 257L56 256L57 258L55 257L56 259H55L54 261H53V259H52V254H47V253H49V250L46 251L47 249H46V250H44ZM57 249H58V250H57ZM82 249H84V248H82ZM94 249L96 250V249H99V248H95V247H94ZM127 249H128V248H127ZM131 249H133V247L130 248V250H131ZM11 250H12V249H11ZM18 250H19V249H18ZM23 250H22V251H23ZM33 250H34V251H33ZM66 250H67V252H66ZM133 250H134V249H133ZM180 250H181V249H179V251H180ZM45 251H46L47 253H46ZM62 251H63V252H64V251L66 252V253H64L65 255L63 254ZM68 251H69V253H68ZM80 251H83V250H80ZM84 251H86V250L84 249ZM108 251H109V250H108ZM169 251H170V249L167 250V253H168ZM236 251H237V250H236ZM252 251H253V250H252ZM130 252H131V251H130ZM173 252H174V251H173ZM11 253H12V255H15L14 251H12ZM23 253H25V252H23ZM61 253H60V254H61ZM71 253H74V251H72ZM107 253H108V252H107ZM171 253H172V252H169L168 254L172 255ZM239 253H240V252H239ZM239 253H238V254H239ZM251 253H252V252H251ZM261 253H262V252H261ZM34 254H36L37 256H36V255L34 256ZM76 254H77V253H76ZM7 255H8V254H7ZM23 255H24V254H23ZM78 255H79V254H78ZM159 255H161V252H160ZM236 255H237V254H236ZM10 256H11V255H10ZM16 256H17V255H16ZM39 256H40V257H39ZM42 256H43V257H42ZM21 257H22V256H21ZM80 257H81V256H80ZM250 257H251V256H250ZM17 258H18V257H17ZM35 258H34V259H35ZM70 258H71V257H70ZM251 258H252V257H251ZM34 259L31 260L30 262H33ZM17 260H18V259H17ZM168 260H169V258H168ZM18 261H19V260H18ZM250 261H251V260H250ZM258 261H259V260H258ZM26 262H28V260H26ZM30 262H29V263H30ZM35 262H36V260H35ZM35 262H33V264H36ZM39 262H40V261H39ZM41 262H42V260H41ZM41 262H40V264H41ZM103 262H104V261H103ZM115 262H117V260H116ZM260 262H261V261H260ZM168 263H170V261H168ZM250 263H251V262H250ZM26 264H28V263H26ZM30 264H31V263H30ZM37 264H38V263H37ZM140 264H141V263H140ZM161 264H163V262H162ZM166 264H167V261H166ZM258 264H259V263H258Z\"/></svg>",
  "mask_w": 264,
  "mask_h": 264
},
{
  "label": "crops",
  "instance_id": "3",
  "mask_svg": "<svg viewBox=\"0 0 264 264\" xmlns=\"http://www.w3.org/2000/svg\"><path fill=\"white\" fill-rule=\"evenodd\" d=\"M105 104L102 105H98L96 106V109H103L106 110L107 112L111 113L113 116V119L116 118V112L113 110L112 106L109 105L110 102H112V100H104ZM140 101H145V100H140ZM167 103H170V100H167ZM163 116L160 113H156L155 111L152 112L151 118L148 120L146 126H145V130L148 133V139L152 140L155 139L156 140V147H155V151L153 153V157L160 161V162H165L167 163L169 160L172 161L173 160V156H174V143L172 140L173 134L175 133V127L172 128V126L169 129V145H166L165 143L161 142V138H162V134H161V130H154L153 128V124L152 121L153 120H157V121H161L163 120ZM126 122H128V118L125 117L124 119ZM104 136V134H97V137L100 139ZM129 150L132 151V156L133 158L136 159H141L142 158V152L140 147H137L136 149L133 148L132 145L129 146ZM137 184V183H136Z\"/></svg>",
  "mask_w": 264,
  "mask_h": 264
}]
</instances>
